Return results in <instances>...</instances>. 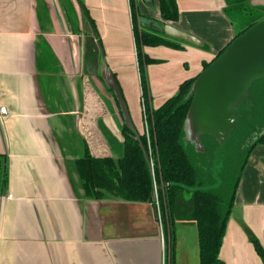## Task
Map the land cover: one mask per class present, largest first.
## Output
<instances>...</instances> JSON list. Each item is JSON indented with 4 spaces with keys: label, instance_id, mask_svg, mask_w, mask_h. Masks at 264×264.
Instances as JSON below:
<instances>
[{
    "label": "crops",
    "instance_id": "1",
    "mask_svg": "<svg viewBox=\"0 0 264 264\" xmlns=\"http://www.w3.org/2000/svg\"><path fill=\"white\" fill-rule=\"evenodd\" d=\"M175 1L177 20L162 21L157 0H0V107L7 112L0 114V264H199L194 220L179 217L168 249L154 203L87 196L75 166L86 151L122 155L110 80L145 132L143 113L141 120L129 105L131 86L141 99L131 3L142 30L180 46L143 47L155 59L146 67L153 108L235 38L224 0ZM252 2L264 8V0ZM162 24L199 42L171 37ZM180 201L174 211L186 215ZM253 240L264 249V143L250 152L235 189L222 264H264ZM181 249L191 263L182 262Z\"/></svg>",
    "mask_w": 264,
    "mask_h": 264
},
{
    "label": "trees",
    "instance_id": "2",
    "mask_svg": "<svg viewBox=\"0 0 264 264\" xmlns=\"http://www.w3.org/2000/svg\"><path fill=\"white\" fill-rule=\"evenodd\" d=\"M247 1L249 0H224L225 14L239 8ZM157 3L162 21L177 20L179 11L175 0H157ZM135 8L134 3H131L141 85V106L146 130L142 134L139 133V137L149 155L151 169L134 133L123 122L122 112L115 98L122 119V155L117 159L108 156L93 157L86 151L75 161L77 172L86 195L90 197L100 198L107 195L128 201L155 203L156 193L168 249L170 248L169 242L171 246L173 239L172 220L176 200L179 196L189 193L191 206L186 216L194 220L196 224L199 264H222L219 249L231 212L235 189L250 152L256 145L264 143V131L251 140L250 147L239 167L238 175L234 183L229 186L230 183L227 180L231 170H228L229 162L225 156H229L230 153L220 150L221 146L226 145L229 136L224 144H220L213 136L203 134L200 137L202 151L195 150L194 143L185 142L183 123L193 98L189 89L197 75L184 80L176 93L166 98L160 106L156 108L151 106L146 67L155 59L145 54L143 47L180 46L163 36L138 28ZM251 25L252 23H249L241 27L242 29L235 37ZM223 50L224 48L215 58ZM209 63H205L203 69ZM241 104L235 109L237 120L230 134L235 130L236 125L241 123L242 117L239 113ZM5 161V155L0 154V191L6 182ZM164 183H167V188L161 187ZM225 196L228 197L225 199ZM253 245L264 262L263 247L257 240H253Z\"/></svg>",
    "mask_w": 264,
    "mask_h": 264
},
{
    "label": "water",
    "instance_id": "3",
    "mask_svg": "<svg viewBox=\"0 0 264 264\" xmlns=\"http://www.w3.org/2000/svg\"><path fill=\"white\" fill-rule=\"evenodd\" d=\"M161 28L171 37L195 44L199 42L193 36L169 24H162ZM261 78H264V17L236 36L196 76L189 89L193 98L183 123L185 142L194 143L197 150L202 151L200 137L208 134L216 138L220 144H224L237 120L235 109L248 94L253 82ZM108 86L113 90L118 101L123 122L134 133L151 169L149 155L130 119L119 87L112 80ZM161 187L167 188V183L162 184ZM154 190H156L155 186ZM155 216L157 218L156 205Z\"/></svg>",
    "mask_w": 264,
    "mask_h": 264
},
{
    "label": "rangeland",
    "instance_id": "4",
    "mask_svg": "<svg viewBox=\"0 0 264 264\" xmlns=\"http://www.w3.org/2000/svg\"><path fill=\"white\" fill-rule=\"evenodd\" d=\"M252 1L253 0L244 2V4H242L239 8L234 9L233 11L227 13L228 19L232 22V24L236 28V33H238L240 29H242L241 27H245L249 23L253 24L260 18L264 17V8L263 9L260 8L258 3L254 4ZM137 25L138 28L140 29L141 27L143 28V25L142 24L140 25L139 22H137ZM174 40L179 41V39H175V38ZM120 92L123 96L124 102L129 112L127 101L122 92V88ZM129 105L131 106L134 115L138 117L139 115L137 112L139 111L140 113L139 118L142 120V106H141L140 94L136 95L134 93L133 86L130 87ZM239 113L242 117L240 121L241 123H239L240 125L237 124L236 127L234 128L235 130L231 132V134L229 135V139L226 142V145L220 147V150H223L224 153L225 152L230 153L229 156H225L227 158V161L229 162L228 170L229 171L231 170L230 176H228V180H227V182L230 183L229 186H231V184L234 183L236 179L235 177L238 175L239 167L242 164L245 155L247 153V150L250 147L251 144L250 140L255 139L262 131H264V78L255 80V82L253 83L250 89V92L242 101ZM137 131H139L140 134L144 133L143 125ZM195 150H197V148ZM179 197L182 200L178 203L179 205H181V208L189 209L191 206V201L189 199L191 198L190 194L185 193L182 195V197L181 196ZM227 197L228 196H225L224 198L226 199ZM183 216L187 217L185 214L184 215L182 213L176 214L174 211L173 220H172V224H173L172 226L174 229H179L180 225L178 224V219H180ZM179 233L182 234L180 231ZM181 237L183 238V234ZM180 242H182V240L180 236H178L177 243L180 245ZM185 252L182 249L180 251L182 262L191 263L189 255H187V253Z\"/></svg>",
    "mask_w": 264,
    "mask_h": 264
},
{
    "label": "built area",
    "instance_id": "5",
    "mask_svg": "<svg viewBox=\"0 0 264 264\" xmlns=\"http://www.w3.org/2000/svg\"><path fill=\"white\" fill-rule=\"evenodd\" d=\"M6 113H7V112H6L5 108L1 106V107H0V114H1V115H5ZM145 131H146V130H145ZM155 199H156V196H155ZM155 205H156V207H157V217L159 218V220H161V218H160V212L158 211L159 207H158L157 199H156Z\"/></svg>",
    "mask_w": 264,
    "mask_h": 264
}]
</instances>
